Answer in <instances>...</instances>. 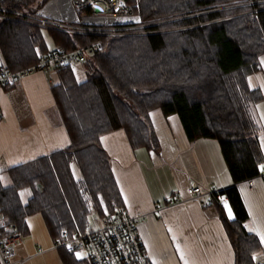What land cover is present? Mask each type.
<instances>
[{"label": "trees", "instance_id": "obj_1", "mask_svg": "<svg viewBox=\"0 0 264 264\" xmlns=\"http://www.w3.org/2000/svg\"><path fill=\"white\" fill-rule=\"evenodd\" d=\"M47 2L0 0V8L37 14ZM128 2L144 25L137 34L70 35L0 18V66L13 71L51 50L46 33L56 47L68 50L102 42L81 64L86 79L79 81L69 66L57 71L60 80L52 87L70 146L0 172V218L23 236L29 233L28 218L40 214L54 240L64 232L70 237L83 232L92 211L123 208L101 138L123 129L134 149L158 151L150 113L160 109L167 118L178 117L189 141L219 142L233 185L214 193L210 206L224 224L235 264H255L263 245L245 227L249 215L237 184L254 179L264 164L256 114L264 95L251 82L264 54V0ZM64 252L65 264H91Z\"/></svg>", "mask_w": 264, "mask_h": 264}, {"label": "crops", "instance_id": "obj_2", "mask_svg": "<svg viewBox=\"0 0 264 264\" xmlns=\"http://www.w3.org/2000/svg\"><path fill=\"white\" fill-rule=\"evenodd\" d=\"M54 48L53 44L49 49ZM54 73L59 80L57 71L36 72L0 88V172L70 146L52 93L58 83L51 76ZM252 78L264 95V54L260 70ZM256 114L264 154V100L256 106ZM150 119L158 151L134 149L123 129L104 135L101 144L123 208L140 216L139 230L153 263L235 264L234 250L216 208L202 204L233 185L219 142L206 138L189 141L177 122L172 125L160 109L151 111ZM190 186L201 188L197 199L189 195ZM237 188L249 215L245 227L263 245L256 259H264V180H246ZM178 198L181 200L176 201ZM220 203L232 217L227 197L221 196Z\"/></svg>", "mask_w": 264, "mask_h": 264}, {"label": "built area", "instance_id": "obj_3", "mask_svg": "<svg viewBox=\"0 0 264 264\" xmlns=\"http://www.w3.org/2000/svg\"><path fill=\"white\" fill-rule=\"evenodd\" d=\"M49 7H52L49 13H53L54 10L56 12L54 21L7 8H0L5 12L0 14V18L20 20L45 29L93 36L128 35L143 27L140 14L135 12L136 5L128 0H52L45 13ZM101 48V40H95L72 50L56 47L41 54L35 64L19 70L13 71L1 65L0 88L9 87L36 72L50 74L82 64ZM255 178L264 180V168ZM188 193L197 199L202 191L199 187L190 186ZM179 200L181 199L178 198L176 201ZM211 203L212 200H207L202 204L210 206ZM139 218V215L129 214L123 208L106 211L101 216L99 227L88 223L83 232L72 237L64 232L62 237L53 240V248H64L75 256L85 254L91 264H154L139 230ZM21 241L22 236L18 227L5 223L0 218V264H16L14 257ZM44 252L38 248V253ZM258 264H264V259L259 258Z\"/></svg>", "mask_w": 264, "mask_h": 264}, {"label": "rangeland", "instance_id": "obj_4", "mask_svg": "<svg viewBox=\"0 0 264 264\" xmlns=\"http://www.w3.org/2000/svg\"><path fill=\"white\" fill-rule=\"evenodd\" d=\"M51 1L52 0H48L45 6H43V8L39 12H37V14H30V13L28 14L32 16L44 18L50 21H54V16H56L55 10L53 11V13H49V12H46L47 14L45 13L46 7L49 5V2ZM141 28L143 27H139L134 31L140 30ZM134 31H132L131 34L138 33V32L134 33ZM67 33L70 35H85V34L72 33V32H67ZM45 38H46V42L48 46L53 47V41L47 33L45 34ZM74 67L75 69L73 72L76 74L77 79L79 81H83L84 79H86L85 67L81 66V64L75 65ZM51 76L54 78L55 80L54 82H57L58 78L56 74L54 73ZM169 120H170V123L174 126H175V122H177V124L182 129V126L177 116L175 115L170 116ZM72 169H73V173L76 179H80L81 176H80L78 168L74 165ZM23 196H24V199H26V195H23ZM105 212L99 215L98 213L92 211L90 215L88 216V222L93 224L95 227H99L101 225V216H103ZM127 213L129 212L127 211ZM28 225H29V233L22 236V241H21L22 245L16 249L17 253H16V256L14 257V261L16 262V264H65L61 256V249L58 250V249L53 248V245H54L53 239L51 238L46 228L43 217L40 214L30 216L28 218ZM20 248L22 249V251H20ZM38 248H41L45 252L41 254L38 253ZM64 254H67V251L64 252ZM85 257H86L85 254L76 255V258L78 260H82Z\"/></svg>", "mask_w": 264, "mask_h": 264}, {"label": "bare ground", "instance_id": "obj_5", "mask_svg": "<svg viewBox=\"0 0 264 264\" xmlns=\"http://www.w3.org/2000/svg\"><path fill=\"white\" fill-rule=\"evenodd\" d=\"M52 10V7H49L48 9H47V11L49 12V11H51ZM72 16L70 15V18H71ZM60 249H64V248H60ZM59 250V249H58Z\"/></svg>", "mask_w": 264, "mask_h": 264}, {"label": "water", "instance_id": "obj_6", "mask_svg": "<svg viewBox=\"0 0 264 264\" xmlns=\"http://www.w3.org/2000/svg\"><path fill=\"white\" fill-rule=\"evenodd\" d=\"M0 117H1V115H0ZM255 262H256V264H258V262H259V258H257V259L255 260Z\"/></svg>", "mask_w": 264, "mask_h": 264}, {"label": "snow or ice", "instance_id": "obj_7", "mask_svg": "<svg viewBox=\"0 0 264 264\" xmlns=\"http://www.w3.org/2000/svg\"><path fill=\"white\" fill-rule=\"evenodd\" d=\"M262 168H264V166H262ZM261 240L264 241V236L261 237Z\"/></svg>", "mask_w": 264, "mask_h": 264}]
</instances>
